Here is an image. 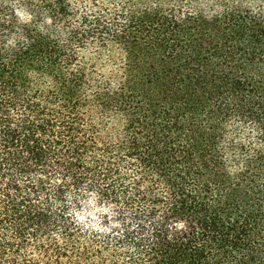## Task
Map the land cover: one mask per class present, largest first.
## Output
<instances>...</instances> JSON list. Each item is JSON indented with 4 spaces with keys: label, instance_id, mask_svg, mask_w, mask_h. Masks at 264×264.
Segmentation results:
<instances>
[{
    "label": "trees",
    "instance_id": "obj_1",
    "mask_svg": "<svg viewBox=\"0 0 264 264\" xmlns=\"http://www.w3.org/2000/svg\"><path fill=\"white\" fill-rule=\"evenodd\" d=\"M264 0H0V264H264Z\"/></svg>",
    "mask_w": 264,
    "mask_h": 264
},
{
    "label": "rangeland",
    "instance_id": "obj_2",
    "mask_svg": "<svg viewBox=\"0 0 264 264\" xmlns=\"http://www.w3.org/2000/svg\"><path fill=\"white\" fill-rule=\"evenodd\" d=\"M248 74L256 89L254 99L264 102V65L253 63L248 69Z\"/></svg>",
    "mask_w": 264,
    "mask_h": 264
}]
</instances>
